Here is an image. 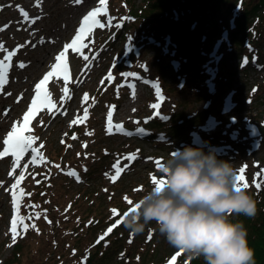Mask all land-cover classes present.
Segmentation results:
<instances>
[{"label": "rangeland", "instance_id": "obj_1", "mask_svg": "<svg viewBox=\"0 0 264 264\" xmlns=\"http://www.w3.org/2000/svg\"><path fill=\"white\" fill-rule=\"evenodd\" d=\"M7 1L13 3V0ZM30 1L18 2L24 3L26 8ZM44 1V8L50 9L55 0ZM153 1L108 0L107 14L102 12L98 17L105 27H94L90 33H85L76 45L82 49V54L72 49L66 52L67 80L62 71L49 77L45 89L51 93L49 98L53 103L38 104L29 120L31 126L24 135L39 138L33 143L38 149L36 161L33 162L34 154L29 149L10 176L14 157L8 154L0 158V181L3 182L0 185V264H86L94 253L95 264H204L202 258H191L171 247L158 232L155 222L147 226L144 233L135 236L122 225L124 210L150 189L153 176L161 178L160 165L172 151L184 145L197 147L195 132L189 133L192 127L205 124L210 128L204 133V143L213 145L202 146L205 152L215 149L217 158L230 161L237 173L240 167L246 166L243 176L253 198L264 187L262 182L258 190L253 183L255 174L264 171V141L262 148L254 151L247 127L253 124L264 129V67L252 62L249 69L239 70L245 65L244 53L250 55L231 36L235 29L231 19L248 0L222 1L224 8L231 10L228 14L226 10L216 12L214 9L207 19H200L206 16L203 13L194 16L187 27H178L185 29L181 35L176 32V20L183 17L178 15L179 11L169 8L170 0ZM80 5V11L67 9L63 0L59 4V15L43 17L33 28L27 27L29 20L25 19L27 30L19 32L15 27H8L0 34V41L7 50L0 51V59L17 45H25L10 59L8 83L0 90V151H3V139L13 123L18 122V126L23 123V114L35 95L34 84L50 70L49 65L56 62L55 56L66 42H71L82 17L90 11L84 10L85 5L99 6L97 0L90 4L84 0ZM14 6L4 10V19V14L0 15L3 25H9L10 21L5 22V19ZM17 13L16 18H24L20 16L21 12ZM108 18L114 20L112 26L107 25ZM204 22L207 23L203 25ZM40 25L45 28L41 32L35 31ZM29 34L31 36H27ZM29 37L33 40L26 43ZM248 40L244 46H254L261 58L264 40L261 44L254 42V38ZM45 41L59 44L50 50L46 62L38 64L35 54ZM84 56L89 59L85 60ZM188 57L190 63L184 71ZM93 58L94 63L84 71L82 67ZM21 61L27 66L18 67ZM261 62L264 63V52ZM35 65H38L37 69H34ZM109 73L112 79H106ZM129 73L134 75L129 76ZM65 87L69 89L68 93L63 92ZM156 87L161 93H167L169 99L159 102ZM21 94L22 98L18 100ZM85 94L88 96L86 101ZM157 102V109H162L169 119L183 112L200 117L194 123H185L174 135L167 128L168 131L149 132L151 135L145 136L137 131L135 121L141 119L145 124L157 120L156 109L150 107ZM110 106H115L112 124H122L123 131L107 133ZM85 109L88 111L86 120ZM210 115L215 116L217 127L206 124ZM145 118L150 119L145 122ZM74 119L77 122L70 127ZM128 130H132L130 136L124 134ZM236 133L238 138L235 140L233 135ZM73 135L77 138L73 139ZM162 136L166 141L159 140ZM40 144L44 147L40 148ZM128 154H135L136 158L126 159ZM117 160L123 171L113 181L111 177L116 172L112 165ZM69 171H75L80 181L68 175ZM20 176L23 178L18 188L12 189ZM13 191L17 193V214L25 217V224L36 225L26 231L18 227L20 234L14 244L10 232L14 214ZM36 213H40L39 218ZM253 218L230 217L242 222L248 233ZM114 224L116 227L112 232L97 243Z\"/></svg>", "mask_w": 264, "mask_h": 264}, {"label": "clouds", "instance_id": "obj_2", "mask_svg": "<svg viewBox=\"0 0 264 264\" xmlns=\"http://www.w3.org/2000/svg\"><path fill=\"white\" fill-rule=\"evenodd\" d=\"M237 174L215 149L184 145L162 164L160 182L124 210L122 225L135 236L155 222L171 247L204 264H255L244 224L230 219L257 211Z\"/></svg>", "mask_w": 264, "mask_h": 264}, {"label": "snow or ice", "instance_id": "obj_3", "mask_svg": "<svg viewBox=\"0 0 264 264\" xmlns=\"http://www.w3.org/2000/svg\"><path fill=\"white\" fill-rule=\"evenodd\" d=\"M84 0H72V3L75 5H80L83 4ZM107 2L108 0H98V5L97 7H93L90 11L87 12L86 15H84L81 19L79 28L76 30L75 35L73 36V38L71 39L70 43H65L63 45V49L55 56V63H52L49 65V71L45 72L42 76L41 79H39L38 82H36L34 84V97L31 99V104L28 106L27 111L23 114V123L19 124L18 126V122H14L11 130L7 132L6 137L3 139V151H0V158H3L4 156L11 154L14 157V162H13V168L12 171L9 172V175H13L15 172L16 167L19 165V161L21 160V158L23 157L24 153H26L29 149L32 150L33 155V162L36 161V154H38V149L33 147V143L34 140H38V137H33L31 135H24V132L28 130V122L29 120L33 117V112L36 109V107L38 106L39 103H43L45 100L47 101L48 104H52L53 102L51 101V99L49 98L51 96V93L47 92L45 89V85L46 82L49 81V77L53 76L54 73L62 71L65 74V80H67L68 78V67L66 62H64L65 60V54L69 49H72L73 51L77 52V53H81L82 54V49L79 47H76V45L82 40V38L85 36V33H90L92 31V29L94 27H100L103 28L105 27L104 24H102L100 22V19H98V17L100 16V14L103 12L105 15L107 14ZM42 4V0H36L35 2V7H40V5ZM19 7V6H18ZM20 12L22 13V15L24 16V18L26 20H29V22L31 24H35L41 17L40 16H36V17H29L28 13L25 12L22 8L19 9ZM108 26H112L114 24V20L112 18H108V20L106 21ZM116 26H120V25H116ZM5 28H7V25H4L3 27H0V31H3ZM41 41H43V38H41ZM26 43H31V42H26ZM25 45H17L15 49H13L12 51H8L7 55L5 56L4 59H0V90H3V86L8 83V79H7V73L8 70L11 68V62H10V58L12 56H14L21 48H23ZM33 47H35V45H32ZM84 47H87V45H84ZM0 51H7L4 47V43L2 41H0ZM85 60H88L89 58L87 56H84ZM254 59V58H253ZM6 61H8V63H6ZM243 63L245 65H247L249 63L248 58H245ZM27 65L24 62H19L18 63V67L20 68H24ZM264 67V66H262ZM124 75V74H122ZM129 76H132L134 74L129 73ZM106 79H112L111 73L108 74V76L106 77ZM104 81L102 80L101 83H103ZM124 85H121L120 87H123ZM134 89V86H133ZM69 89L67 87H65L63 89V92L68 93ZM256 89H253V92H255ZM42 94H43V99H42ZM156 94L157 97H159L160 95V89L159 87H156ZM10 95V94H9ZM133 98H135V92L133 90L132 92ZM22 98V94L21 97H18V100ZM88 99L87 94L84 95V100L86 101ZM150 107L152 109H157L159 107V105L157 103H153L150 105ZM115 106H110V110L107 113V127H106V131L108 134H112L113 131H123V125L122 124H117V125H113L112 124V117H113V110H114ZM49 111H51V108H49ZM133 111H136L135 109H133ZM7 114V113H5ZM156 116L160 115V112H155ZM88 117V111L87 109L84 110V119L86 120ZM150 118H145V122H147V120ZM77 121L74 119L73 121L70 122V127L75 124ZM135 123L139 124L140 122L137 120L135 121ZM142 130L141 128H138L137 131ZM89 135H91V133H88ZM66 135V134H65ZM73 139H76L77 137L75 135H73L72 137ZM61 143H64V141L62 140ZM44 145L40 144V148H43ZM71 147V146H69ZM79 155V154H78ZM126 159H135L136 156L135 154H128L126 157ZM162 166V165H160ZM57 168H59V165H56ZM113 169H115L116 174L113 175L111 177V179L113 181H115L117 179V177L120 175V173L123 171V169L120 167V162L119 160H117L116 163H114L112 165ZM245 167L246 166H242L238 169V174L236 176V184L237 187H244V188H249V184L246 181L245 177L243 176V174L245 173ZM87 169H85L86 171ZM70 176H75L77 181H80V177L79 175L75 172V171H69L67 173ZM22 176L17 177L16 178V183H14L11 188L12 189H17L18 185L20 183V181L22 180ZM257 178H262L261 180H258ZM152 181L153 183H159L160 180L157 179L155 176L152 177ZM262 182H264V171H259L255 174V177L253 179V183L256 187V189H260L262 187ZM3 182L0 181V185H2ZM6 191H8V189H6ZM21 194H23V190L20 189ZM28 195H31L30 193H28ZM125 199L127 200V197H125ZM129 203H131V201H129ZM12 206H13V212L14 214L11 217V227H10V232L12 234L11 238H12V243L14 244L16 242L17 236L20 234L18 232V227L20 229H22L23 231H26L29 227L32 228H36V225L33 223L32 225H28L24 223L25 217L23 216H19L18 213V199H17V193L15 191L12 192ZM113 212H115L116 210L113 209ZM37 218H39L40 213H36ZM30 218V217H29ZM45 218L47 219V217L45 216ZM49 223H51V221H48ZM119 223V221H117V224ZM116 227V225H112V227H109L107 229V231L104 233V235L100 236L99 239L97 240V243H99L101 240L104 239V237L108 234L111 233L113 228ZM37 231H39L37 229ZM129 242L131 243V240H129ZM11 246V245H9ZM183 251V250H181ZM175 258V257H174Z\"/></svg>", "mask_w": 264, "mask_h": 264}, {"label": "trees", "instance_id": "obj_4", "mask_svg": "<svg viewBox=\"0 0 264 264\" xmlns=\"http://www.w3.org/2000/svg\"><path fill=\"white\" fill-rule=\"evenodd\" d=\"M156 1L157 0H154L153 3ZM222 1L224 0H170L169 8L174 9V11H179L178 15L180 14L183 17V19L178 18V20H176L178 25H176V28L178 29V27H187L193 17H198L199 14L203 13V16L206 15L200 19L209 18L210 12H214V9H216V12L219 10L221 12L226 10V13L228 14L231 10L227 7L224 8L225 6L222 4ZM241 9L242 10L237 16H233L231 19L233 23H235L233 26L235 29L232 31L231 36L238 46H241L243 50L249 51V48L244 46V42L247 43L249 38H254V42L259 44L264 40V0H248L245 6L241 7ZM206 23L207 22H204L203 25ZM227 24L230 25V23ZM176 32L178 35H181L185 32V29H178ZM242 53L243 52H241V54ZM244 55L246 54L244 53ZM249 55L251 54L249 53ZM185 59L186 62L183 65L184 71L190 63L189 57ZM249 67L250 66L247 64L242 66V68H239V70L245 71ZM198 117L200 116L195 115L194 117H191L189 114L183 112L181 114L176 113L169 119L167 118L166 113H164L162 116H159V118H156L157 120H152L146 125L152 133L159 134L161 131H168V128L169 131H172V135H174L184 128L183 125L185 123H194ZM254 200L256 202L257 211L248 228L249 233L247 232V239L249 247L254 252L255 264H264V187L254 194ZM115 248H117V246ZM95 257L94 253L91 256L90 261L87 259L88 262L86 264H95ZM77 264H83V262Z\"/></svg>", "mask_w": 264, "mask_h": 264}, {"label": "bare ground", "instance_id": "obj_5", "mask_svg": "<svg viewBox=\"0 0 264 264\" xmlns=\"http://www.w3.org/2000/svg\"><path fill=\"white\" fill-rule=\"evenodd\" d=\"M1 2H3L4 4H2V5H0V15L1 14H4L3 12H4V10H6L7 9V7H9V6H11V5H13V4H15V6L13 7V12H11L7 17H6V19H5V22L6 21H10V23H9V25H7V29H5V30H3V31H0V34H2L4 31H6V30H8V27H11V28H16L17 30L19 29V32H22L23 30H27L26 28L27 27H29V28H33V26H35L38 22H36L35 24H31L30 22L27 24V27H26V23H24V21H25V18H22V17H18V18H16L15 17V14L17 13V12H20V8H22L25 12H27L28 13V16H33L34 14H36L34 17H36V16H40L41 18L39 19V20H41V19H44L43 17H45V18H47L48 16L50 17V18H53L56 14L57 15H59L60 13H58L59 12V10H60V7H59V4L60 3H62L63 2V0H55L54 2H52V5H51V8L49 9V8H44L45 7V1L44 0H42V4L40 5V7H35L34 5H35V2H36V0H32V1H30L31 3L29 4V6L27 7V6H25L26 8H24V3H19L18 1L19 0H13V3H11L10 1H7V0H0ZM47 1H50V0H47ZM64 1H66V7H67V9H71V10H73V8H74V10H82V7H81V5H75V4H73L72 3V0H64ZM86 1V0H85ZM93 0H87V4H90L91 2H92ZM96 1V0H95ZM16 2H18L17 4H16ZM97 2H98V0H97ZM19 6V7H18ZM86 7V9H84V10H91L92 8H93V6H91V7H89L90 5H85ZM95 7V6H94ZM18 14V13H17ZM20 16H22V13H21V15ZM4 17H5V14L3 15V18L2 19H4ZM38 20V21H39ZM27 21V20H26ZM69 22V24H71L72 22L71 21H68ZM4 24V22L3 21H1L0 20V27L2 26H4L3 25ZM28 28V29H29ZM45 27H42L41 25L40 26H38L36 29H35V31H37V32H41L43 29H44ZM24 35H26V34H24ZM73 35H75V34H73ZM27 36H31V34H29V35H27ZM26 37V36H25ZM26 40L27 41H29V42H31L32 40H33V38H31V37H29L28 39L26 38ZM59 44V43H58ZM58 44L56 45V43H50L49 44V42L48 41H45V42H43V43H41V48L37 51V53L35 54V61L36 62H38V64L39 63H42V62H46L47 60H48V54H49V52H50V50H53V48H55V45L56 46H58ZM63 44V43H62ZM5 46V45H4ZM53 46V47H52ZM6 48V47H5ZM59 51V50H58ZM57 51V52H58ZM3 52V51H2ZM56 52V53H57ZM12 58V57H11ZM10 58V59H11ZM94 63V58L89 62L88 61V64H86L85 65V67H82L83 69H84V71H85V69L88 67V66H91V64H93ZM38 65H35V66H33L34 67V69H37L38 67H37ZM71 77V76H70ZM72 78V77H71ZM28 78H26V82H28ZM71 80V79H70ZM83 84L85 83L84 82V79H83V82H82ZM16 92H14V94H15ZM46 101V100H45ZM44 101V102H45ZM16 102V101H15ZM133 130V129H132ZM132 130H128L127 132H124V134L125 135H128V136H130V133H131V131ZM261 137V134H259V133H254V139H257V138H260Z\"/></svg>", "mask_w": 264, "mask_h": 264}, {"label": "water", "instance_id": "obj_6", "mask_svg": "<svg viewBox=\"0 0 264 264\" xmlns=\"http://www.w3.org/2000/svg\"><path fill=\"white\" fill-rule=\"evenodd\" d=\"M159 110H161V109H159ZM157 112V111H156Z\"/></svg>", "mask_w": 264, "mask_h": 264}]
</instances>
